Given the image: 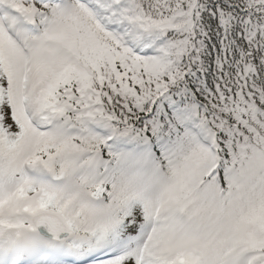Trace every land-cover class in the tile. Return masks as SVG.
Here are the masks:
<instances>
[{"label": "snow or ice", "instance_id": "obj_1", "mask_svg": "<svg viewBox=\"0 0 264 264\" xmlns=\"http://www.w3.org/2000/svg\"><path fill=\"white\" fill-rule=\"evenodd\" d=\"M0 264H264V0H0Z\"/></svg>", "mask_w": 264, "mask_h": 264}]
</instances>
